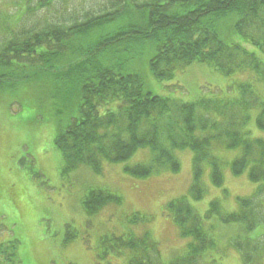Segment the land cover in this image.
Instances as JSON below:
<instances>
[{
	"label": "trees",
	"instance_id": "16d2710c",
	"mask_svg": "<svg viewBox=\"0 0 264 264\" xmlns=\"http://www.w3.org/2000/svg\"><path fill=\"white\" fill-rule=\"evenodd\" d=\"M110 8L8 41L0 51V93L25 86L33 89L40 105L50 101L57 114L69 115L54 139L67 171L88 166L101 174L104 163L126 162L137 150L149 148L150 162L124 166L129 175L147 178L164 166L178 172L174 151L192 150L190 197L196 201L205 196L204 162L212 168L214 185L224 183L212 153L213 141L224 138L226 148L240 151L231 163L232 173L247 172L253 192L237 196L233 211L214 199L205 215L188 195L167 202L165 210L181 236L192 237L180 259L164 262L149 231L114 236L116 251L127 253L129 264H214L211 251L217 252L222 240L213 231L227 229L236 235L225 244L241 252L243 264H264V232H255L264 223V138L254 137L249 125L256 110L254 122L264 130V97L248 79L264 83V0H113ZM142 56L159 80L172 79L193 64H207L231 78L228 87L236 96L185 101L157 95L136 69ZM119 198L92 189L83 205L94 215ZM138 217L133 215V222ZM2 248L0 264H15V252Z\"/></svg>",
	"mask_w": 264,
	"mask_h": 264
},
{
	"label": "rangeland",
	"instance_id": "374dc122",
	"mask_svg": "<svg viewBox=\"0 0 264 264\" xmlns=\"http://www.w3.org/2000/svg\"><path fill=\"white\" fill-rule=\"evenodd\" d=\"M51 1L0 0V51L15 36L22 40L25 31L33 32L51 23L73 24L113 6V0ZM14 65L20 70L18 62ZM136 69L153 93L171 99L236 96V91L228 87L231 78L204 63L193 64L165 80L150 72L147 56L140 58ZM248 79L264 97V83ZM32 94L33 89L25 86L0 93V250L3 247L15 252V264H129L130 256L116 251L119 249L114 236L124 238L146 231L153 234L162 260L169 263L184 257L192 237L181 236L179 226L165 210L167 202L188 195L197 212L205 215L214 199L220 198L222 206L233 211L238 205L236 197L254 190L247 172L241 176L232 173L231 163L240 151L226 148L224 138L214 140L212 145L224 183L214 185L212 168L204 162L205 196L197 201L190 197L194 172V152L190 149L174 151L181 165L178 172L164 166L147 178L129 175L124 166L150 162L153 154L149 148L137 150L126 162L104 163L101 174L88 166L64 170L54 139L59 125L67 124L70 117L67 113L57 114L50 101L40 105ZM253 113L249 124L255 129L252 135L264 138V130L254 122L258 111ZM92 189L110 191L120 197V202L109 203L91 215L83 202ZM135 214L139 215L137 222L132 220ZM257 231L264 232V223L256 227ZM213 233L222 240L219 250L211 251L214 264H243L241 252L225 244L236 231Z\"/></svg>",
	"mask_w": 264,
	"mask_h": 264
}]
</instances>
